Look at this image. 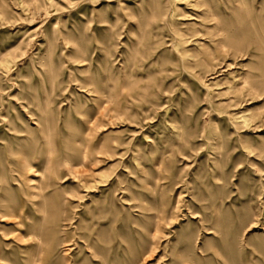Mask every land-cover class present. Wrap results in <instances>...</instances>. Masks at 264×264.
<instances>
[{"label":"rangeland","instance_id":"obj_1","mask_svg":"<svg viewBox=\"0 0 264 264\" xmlns=\"http://www.w3.org/2000/svg\"><path fill=\"white\" fill-rule=\"evenodd\" d=\"M0 264H264V0H0Z\"/></svg>","mask_w":264,"mask_h":264}]
</instances>
